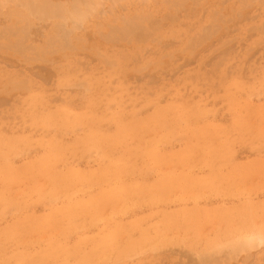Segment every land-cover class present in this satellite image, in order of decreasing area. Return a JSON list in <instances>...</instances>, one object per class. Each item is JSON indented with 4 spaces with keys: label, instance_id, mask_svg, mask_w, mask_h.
Instances as JSON below:
<instances>
[{
    "label": "rangeland",
    "instance_id": "rangeland-1",
    "mask_svg": "<svg viewBox=\"0 0 264 264\" xmlns=\"http://www.w3.org/2000/svg\"><path fill=\"white\" fill-rule=\"evenodd\" d=\"M73 1L0 0V264H264V0Z\"/></svg>",
    "mask_w": 264,
    "mask_h": 264
},
{
    "label": "bare ground",
    "instance_id": "bare-ground-1",
    "mask_svg": "<svg viewBox=\"0 0 264 264\" xmlns=\"http://www.w3.org/2000/svg\"><path fill=\"white\" fill-rule=\"evenodd\" d=\"M77 0H74L73 2H75L76 4L75 5H77V4H79V5H81L80 3H82V2H80V1H77ZM72 2V4H74ZM84 2V1H83ZM39 4L40 5H42V4H44L42 1H38V5L37 6H39ZM44 7V6H43ZM67 7V6H66ZM65 6H63V5H61L60 7H58V9H57V12L59 13V12H61V11H63L65 8H66ZM77 15V14H76ZM126 33V32H125ZM59 37V36H58ZM197 40V39H196ZM198 40H200V38L198 39ZM128 41V40H127ZM165 58V57H164ZM189 112V111H188ZM187 112V113H188ZM34 113V112H33ZM31 115V114H30ZM170 115V114H169ZM121 116V115H120ZM184 116V115H183ZM30 117V116H29ZM157 118V117H156ZM163 119V118H162ZM178 119V118H177ZM179 120V119H178ZM161 121V120H160ZM30 122V121H29ZM120 122V121H119ZM26 123V122H25ZM163 125V124H162ZM166 125V124H165ZM190 127V126H189ZM188 127V128H189ZM158 134V133H157ZM197 134V133H196ZM131 135V134H130ZM129 135V136H130ZM156 136V135H155ZM251 137V136H250ZM130 139V138H129ZM118 140V139H117ZM261 140V139H260ZM161 142V141H160ZM165 142V141H164ZM123 143V142H122ZM119 144V143H118ZM262 144V143H261ZM142 145V144H141ZM161 145V144H160ZM163 145V144H162ZM196 145V144H195ZM56 146V145H55ZM143 146V145H142ZM148 146V145H147ZM151 147H152V145H151ZM212 148H213V146H211ZM52 148V147H51ZM121 148V147H120ZM202 148V147H201ZM219 148V147H218ZM150 149V148H149ZM162 149V148H161ZM220 149V148H219ZM187 150V149H186ZM198 150V149H197ZM224 150V149H223ZM161 151V150H160ZM184 151V150H183ZM199 151V150H198ZM126 152V151H125ZM219 152V151H218ZM124 153V152H123ZM157 153V152H156ZM195 153V152H194ZM201 153V152H200ZM185 155V154H184ZM183 155V156H184ZM119 156V155H118ZM143 156H144V154H143ZM159 156V155H158ZM187 156V155H186ZM120 157V156H119ZM193 157V156H192ZM104 158V157H103ZM121 158V157H120ZM119 158V159H120ZM167 158V157H166ZM256 158V157H255ZM109 159V158H108ZM140 159V158H139ZM194 159V158H193ZM107 160V159H106ZM110 160V159H109ZM133 160V159H132ZM50 161V160H49ZM51 161H52V159H51ZM56 161V160H55ZM114 161V160H113ZM148 161V160H147ZM185 162V161H184ZM187 162V161H186ZM223 162V161H222ZM225 162V161H224ZM239 162V161H238ZM45 163H46V161H45ZM50 163V162H49ZM56 163V162H55ZM54 163V164H55ZM100 163V162H99ZM102 163V162H101ZM114 163V162H113ZM120 163V162H119ZM4 164V163H3ZM124 164H126V163H124ZM157 164V163H156ZM247 164V163H246ZM39 165V164H38ZM53 165V164H52ZM121 165V164H120ZM135 165V164H134ZM178 165V164H177ZM5 166H6V164H5ZM11 166V165H10ZM13 166V165H12ZM48 166H50V164L48 165ZM103 166V165H102ZM118 166V165H117ZM204 166V165H203ZM52 167V166H51ZM124 167V166H123ZM131 167V166H130ZM130 167H128V168H130ZM155 167V166H154ZM168 167H169V165H168ZM179 167V166H178ZM11 168V167H10ZM50 168V167H49ZM102 168H104V167H102ZM115 168V167H114ZM133 168V167H132ZM136 168V167H135ZM145 168V167H144ZM164 168V167H163ZM180 168V167H179ZM197 168V167H196ZM9 169V168H8ZM43 169V168H42ZM51 169V168H50ZM69 169V168H68ZM108 169H110L109 167H108ZM117 169V168H116ZM138 169V168H137ZM150 169V168H149ZM162 169V168H161ZM185 169V168H184ZM11 170V169H10ZM70 170V169H69ZM104 170V169H103ZM106 170V169H105ZM115 170V169H114ZM182 170H183V168H182ZM41 171V170H40ZM47 171V170H46ZM67 171V170H66ZM75 171V170H74ZM112 171V170H111ZM117 171V170H116ZM116 171H114V172H116ZM121 171V170H120ZM136 171V170H135ZM208 171H210V170H208ZM88 172V171H87ZM156 172V171H155ZM159 172V171H158ZM212 172V171H211ZM19 173H20V171H19ZM80 172H78V174H79ZM185 173V172H184ZM53 173H51V175H52ZM65 174V173H64ZM63 174V175H64ZM74 174V173H73ZM76 174V173H75ZM74 174V175H75ZM84 174V173H83ZM139 174V173H138ZM2 175V174H1ZM17 175V174H16ZM29 175V174H28ZM48 175H50L49 173H48ZM55 175V174H54ZM53 175V176H54ZM66 175V174H65ZM82 175V174H81ZM117 175V174H116ZM12 176H13V174H12ZM15 176V175H14ZM46 176V175H45ZM119 176V175H118ZM124 176V175H123ZM169 176H170V174H169ZM175 176V175H174ZM205 176V175H204ZM41 177H43V176H41ZM66 177V176H65ZM71 177V176H70ZM77 177V176H76ZM75 177V178H76ZM84 177V176H83ZM97 177V176H96ZM125 177V176H124ZM124 177H122V178H124ZM157 177V176H156ZM193 177V176H192ZM22 178V177H21ZM60 178V177H59ZM80 178H82V177H80ZM88 178V177H87ZM41 179V178H40ZM43 179V178H42ZM45 179V178H44ZM61 179H62V177H61ZM65 179V178H64ZM67 179H68V177H67ZM71 179V178H70ZM73 179H74V177H73ZM113 179V178H112ZM111 179V180H112ZM167 179V178H166ZM190 179V178H189ZM189 179H188V182H189ZM196 179V178H195ZM21 180V179H20ZM47 180V179H46ZM110 180V179H109ZM130 180V179H129ZM191 180V179H190ZM193 180V179H192ZM197 180V179H196ZM35 181H37V180H35ZM84 181V180H83ZM114 181V180H113ZM116 181V180H115ZM114 181V182H115ZM42 182V181H41ZM66 182V181H65ZM64 182V183H65ZM73 182V181H72ZM76 182V181H75ZM107 182V181H106ZM149 182V181H148ZM182 182V181H181ZM200 182V181H199ZM206 182V181H205ZM32 183V182H31ZM94 183V182H93ZM96 183V182H95ZM110 183H112V181L110 182ZM195 183H196V181H195ZM88 184V183H87ZM114 184V183H113ZM124 184V183H123ZM142 184V183H141ZM161 184V183H160ZM21 185V184H20ZM39 185H41V184H39ZM55 185V184H54ZM108 185V184H107ZM116 185V184H115ZM121 185V184H120ZM3 186V185H2ZM17 186H18V184H17ZM24 186V185H23ZM32 186V185H31ZM77 186H79V185H77ZM97 186H99V185H97ZM166 186V185H165ZM39 187V186H38ZM37 187V188H38ZM43 187H44V185H43ZM66 186H63V188H65ZM109 187H110V185H109ZM131 187V186H130ZM243 187V186H242ZM56 188V187H55ZM62 188V187H61ZM67 188V187H66ZM87 188V187H86ZM147 188V187H146ZM46 189V188H45ZM53 189V188H52ZM74 189V188H73ZM212 189V188H211ZM26 190V189H25ZM37 190V189H36ZM57 190V189H56ZM62 190V189H61ZM66 190V189H65ZM111 190V189H110ZM127 190V189H126ZM126 190H125V192H126ZM136 190V189H135ZM38 191V190H37ZM40 191H41V189H40ZM88 191V190H87ZM256 191V190H255ZM61 192V191H60ZM74 192V191H73ZM77 192V191H76ZM96 192V191H95ZM106 192V191H105ZM117 192V191H116ZM124 192V193H125ZM148 192V191H147ZM155 192V191H154ZM251 192V191H250ZM45 193V192H44ZM78 193V192H77ZM114 193V192H113ZM241 193H243V192H241ZM73 194V193H72ZM98 194V193H97ZM122 194V193H121ZM40 195V194H39ZM71 195V194H70ZM89 195V194H88ZM112 195V197L115 195V194H111ZM134 195V194H133ZM27 196V195H26ZM31 196V195H30ZM52 196V195H51ZM95 196V195H94ZM108 196V195H107ZM118 196V195H117ZM129 196H130V194H129ZM138 196V195H137ZM182 196H183V194H182ZM190 196V195H189ZM208 196V195H207ZM210 196V195H209ZM231 196V195H230ZM238 196V195H237ZM248 196V195H247ZM246 196V197H247ZM7 197V196H6ZM9 197V196H8ZM21 197V196H20ZM28 197V196H27ZM41 196H39V198H40ZM54 197H56V196H54ZM73 197V196H72ZM133 197V196H132ZM15 198H17V197H15ZM51 199H52V197H50ZM60 198V197H59ZM96 198V197H95ZM98 198H100V197H98ZM103 198V197H102ZM121 198V197H120ZM124 198H127V197H124ZM130 198V197H129ZM183 198V197H182ZM203 198H205V197H203ZM28 199H29V197H28ZM67 199V198H66ZM80 199V198H79ZM86 199V198H85ZM101 199V198H100ZM107 199V198H106ZM131 199V198H130ZM12 199L10 198V201H11ZM24 200V199H23ZM27 200V199H26ZM39 200V199H38ZM54 200H55V198H54ZM57 200V199H56ZM59 200V199H58ZM76 200H78V199H76ZM98 200V199H97ZM110 200V199H109ZM121 200V199H120ZM165 200V199H164ZM173 200V199H172ZM184 200V199H183ZM196 200V199H195ZM194 200V201H195ZM47 201V200H46ZM49 201H50V199H49ZM71 201V200H70ZM74 201V200H73ZM79 201V200H78ZM115 201V200H114ZM128 201V200H127ZM14 202H16V201H14ZM121 202V201H120ZM163 202V201H162ZM178 202H179V200H178ZM185 202H186V200H185ZM197 202V201H196ZM12 203V202H11ZM96 203V202H95ZM125 203V202H124ZM164 203V202H163ZM162 203V204H163ZM183 203V202H182ZM7 204H8V202H7ZM68 204H69V202H68ZM72 204V203H71ZM98 204H100L99 202H98ZM113 204V203H112ZM133 204V203H132ZM142 204V203H141ZM23 205V204H22ZM26 205V204H25ZM48 205V204H47ZM62 205V204H61ZM81 205V204H80ZM84 205V204H83ZM82 205V206H83ZM91 205V204H90ZM109 205V204H108ZM140 205V204H139ZM198 205V204H197ZM16 206V205H15ZM24 206V205H23ZM29 206V205H28ZM22 207V206H21ZM73 207V206H72ZM87 207V206H86ZM100 207V206H99ZM104 207V206H103ZM115 207V206H114ZM113 207V209H115ZM118 207V206H117ZM130 207V206H129ZM198 207H199V205H198ZM24 208V207H23ZM27 208V207H26ZM124 208V207H123ZM197 208V207H196ZM50 209H51V207H50ZM54 209V208H53ZM79 209V208H78ZM80 209H81V207H80ZM112 209V210H113ZM129 209V208H128ZM112 210H111V212H112ZM133 210V209H132ZM170 210V209H169ZM20 211V210H19ZM61 211V210H60ZM64 211V210H63ZM97 211V210H96ZM117 211V210H116ZM180 211V210H179ZM67 212V211H66ZM81 212V211H80ZM99 212V211H98ZM118 212H119V210H118ZM62 213V212H61ZM65 213V212H64ZM101 213V212H100ZM117 213V212H116ZM190 213V212H189ZM65 214H67V213H65ZM69 214H70V211H69ZM68 214V215H69ZM95 214V213H94ZM108 214V213H107ZM187 214V213H186ZM12 215V214H11ZM82 215V214H81ZM96 215V214H95ZM95 215H94V217H95ZM25 216V215H24ZM57 216V215H56ZM62 216V215H61ZM74 216V215H73ZM76 216V215H75ZM109 216H110V213H109ZM109 216H108V218H109ZM93 217V218H94ZM119 217V216H118ZM237 217V216H236ZM46 218V217H45ZM67 218V217H66ZM70 218V217H69ZM76 218V217H75ZM104 218H106V217H104ZM103 218V219H104ZM121 218V217H120ZM177 218V217H176ZM19 219V218H18ZM26 219V218H25ZM78 219H79V217H78ZM101 219V218H100ZM114 219V218H113ZM163 219V218H162ZM14 220V219H13ZM32 220V219H31ZM45 220V219H44ZM52 220V219H51ZM57 220V219H56ZM55 220V221H56ZM66 220H70V219H66ZM110 220H111V217H110ZM247 220V219H246ZM50 221V220H49ZM48 221V222H49ZM53 221V220H52ZM77 221V220H76ZM107 221V220H106ZM112 221V220H111ZM131 221V220H130ZM142 221V220H141ZM157 221V220H156ZM162 221V220H161ZM202 221V220H201ZM253 221V220H252ZM25 222V221H24ZM43 222H45V221H43ZM57 222H58V220H57ZM70 222H71V220H70ZM69 221H68V223H70ZM72 222H73V220H72ZM75 222V221H74ZM91 222V221H90ZM110 222V221H109ZM124 222V221H123ZM32 223V222H31ZM47 223V222H46ZM67 223V222H66ZM82 223V222H81ZM243 223V222H242ZM253 223V222H252ZM41 224H42V222H41ZM113 224V223H112ZM251 224V223H250ZM15 225V224H14ZM23 225V224H22ZM25 225H26V222H25ZM46 225V224H45ZM48 225V224H47ZM56 225V224H55ZM71 225V224H70ZM73 225V224H72ZM120 225V224H119ZM119 225H117V226H119ZM249 225V224H248ZM16 226H17V224H16ZM31 227H32V225H30ZM29 226V227H30ZM40 226V225H39ZM42 226V225H41ZM199 226V225H198ZM254 226V225H253ZM13 227V226H12ZM37 226H35V228H36ZM54 227V226H53ZM70 227V226H69ZM82 227V226H81ZM102 227V226H101ZM135 227V226H134ZM162 227V226H161ZM71 228V227H70ZM137 228V227H136ZM190 228V227H189ZM248 228H250V227H248ZM252 228V227H251ZM20 229V228H19ZM22 229V228H21ZM64 229H66V228H64L63 227V230ZM74 229V228H73ZM181 229V228H180ZM203 229V228H202ZM256 229V228H255ZM54 230V229H53ZM57 230V229H56ZM60 230V229H59ZM63 230H61V231H63ZM69 230V229H68ZM113 230V229H112ZM131 230V229H130ZM162 230V229H161ZM259 230V229H258ZM20 231V230H19ZM36 231V230H35ZM48 231V230H47ZM58 231V230H57ZM117 231V230H116ZM132 231V230H131ZM237 231V230H236ZM239 231V230H238ZM252 231V230H251ZM55 231H53V233H54ZM66 232H67V230H66ZM69 232V231H68ZM71 232V231H70ZM178 232V231H177ZM183 232V231H182ZM256 232V231H255ZM45 233V232H44ZM59 233V232H58ZM101 233V232H100ZM109 233H111V231L109 232ZM129 233H131V232H129ZM217 233V232H216ZM219 233V232H218ZM254 233V232H253ZM20 234V233H19ZM123 234V233H122ZM165 234V233H164ZM168 234V233H167ZM255 234V233H254ZM260 234V235H259ZM259 236L256 238V240H255V238H254V235H250V236H246V237H244V240H243V238L241 239V241H242V243H243V241H244V243H243V245H245V244H251V243H253L254 241L256 242H258V243H263L264 242V236L260 233V231H259ZM264 234V233H263ZM25 235V234H24ZM47 235V234H46ZM49 235H50V233H49ZM61 235H63V232H62V234ZM102 235V234H101ZM214 235V234H213ZM249 235V234H248ZM255 235H257V234H255ZM28 236V235H27ZM32 236V235H31ZM53 236V235H52ZM56 236V235H55ZM194 236V235H193ZM14 237V236H13ZM40 237V236H39ZM47 237V236H46ZM60 237V236H59ZM64 237V236H63ZM67 237V236H66ZM129 237H130V235H129ZM133 237V236H132ZM241 237V236H240ZM10 238V237H9ZM17 238V237H16ZM21 238V237H20ZM41 238H42V236H41ZM126 238V237H125ZM184 238V237H183ZM205 238V237H204ZM222 238V237H221ZM26 239V238H25ZM32 239V238H31ZM49 239V238H48ZM120 239V238H119ZM177 239V238H176ZM210 239V238H209ZM15 240V239H14ZM42 240V239H41ZM44 240V239H43ZM58 240H59V238H58ZM92 240H94V239H92ZM130 240V239H129ZM132 240V239H131ZM154 240V239H153ZM169 240V239H168ZM167 240V241H168ZM19 241V240H18ZM23 241H25V240H23ZM29 241V240H28ZM46 241V240H45ZM104 241V240H103ZM117 241V240H116ZM120 241V240H119ZM165 241V240H164ZM172 241V240H171ZM182 241V240H181ZM68 242V241H67ZM126 242V241H125ZM128 242V241H127ZM170 242V241H169ZM184 242V241H183ZM6 243V242H5ZM4 243V244H5ZM12 243V242H11ZM15 243H17V241L15 242ZM20 243V242H19ZM18 243V244H19ZM32 243V242H31ZM54 243V242H53ZM120 243V242H119ZM123 243H124V241H123ZM129 243V242H128ZM167 243V242H166ZM203 243H205V242H203ZM230 243V242H229ZM22 244V243H21ZM25 244V243H24ZM39 244V243H38ZM63 244H65V243H63ZM89 244V243H88ZM98 244V243H97ZM105 243H103V245H104ZM255 244V243H254ZM3 245V244H2ZM9 245V244H8ZM32 245V244H31ZM53 245V244H52ZM102 245V244H101ZM240 245V244H239ZM1 246V245H0ZM14 246V245H13ZM12 246V247H13ZM63 246V245H62ZM61 246V247H62ZM92 246V245H91ZM99 246V245H98ZM150 246V245H149ZM154 246V245H153ZM246 246V245H245ZM11 247V248H12ZM151 247V246H150ZM157 247V246H156ZM155 247V248H156ZM162 247V246H161ZM241 247H244V246H242L241 245ZM4 248V247H3ZM50 248V247H49ZM97 248V247H96ZM100 248V247H99ZM111 248V247H110ZM188 248V247H187ZM189 248H191V247H189ZM216 248H217V246H216ZM250 248V247H249ZM7 249V248H6ZM5 249V250H6ZM26 249V248H25ZM54 249V248H53ZM139 249V248H138ZM149 249V248H148ZM153 249V248H152ZM159 249V248H158ZM55 250V249H54ZM99 250V249H98ZM144 250V249H143ZM156 250V249H155ZM213 250V249H212ZM220 250V249H219ZM112 251V250H111ZM139 252H140V250H138ZM154 251V250H153ZM7 252H8V250H7ZM45 252V251H44ZM63 252V251H62ZM84 252V251H83ZM135 252V251H134ZM15 253V252H14ZM21 253V252H20ZM42 253V252H41ZM70 253V252H69ZM232 253V252H231ZM39 254V253H38ZM49 254V253H48ZM222 254V253H221ZM241 254V253H240ZM6 255V254H5ZM105 255V254H104ZM116 255V254H115ZM56 256H58V255H56ZM60 256V255H59ZM64 256V255H63ZM71 256V255H70ZM29 257V256H28ZM61 257V256H60ZM73 257V256H72ZM215 257V256H214ZM31 258V257H30ZM34 258V257H33ZM64 258V257H63ZM115 258V257H114ZM130 259V258H129ZM199 259V258H198ZM210 259V258H209ZM212 259V258H211ZM29 260V259H28ZM117 260V259H116ZM115 260V261H116ZM23 261V260H22ZM63 261V260H62ZM14 262V261H13ZM41 262V261H40ZM61 262V261H60ZM66 263V262H65ZM72 263V262H71ZM97 263V262H96ZM98 264V263H97Z\"/></svg>",
    "mask_w": 264,
    "mask_h": 264
}]
</instances>
